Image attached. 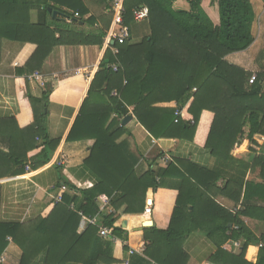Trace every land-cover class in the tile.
Returning <instances> with one entry per match:
<instances>
[{"label": "trees", "instance_id": "trees-1", "mask_svg": "<svg viewBox=\"0 0 264 264\" xmlns=\"http://www.w3.org/2000/svg\"><path fill=\"white\" fill-rule=\"evenodd\" d=\"M92 1L0 0V38L37 45L17 72H39L57 46L103 47L113 21L112 0ZM176 1L125 0L124 22L130 37L116 45L118 54H114L111 43L107 47L67 139L95 140L85 164L97 183L86 189L70 186L75 194H64L47 217L29 226L0 224V255L11 236L22 249L20 264H33L40 255H44L43 264H119L114 257V241L100 234L99 225L111 228L112 236L123 241L128 232L115 226V213L100 209L99 199L109 198L116 210L125 206L124 213H141L150 188L172 185L177 186L174 189L179 194L169 226L151 227L145 232V252L154 264H188L182 241L194 231L218 237V251L210 259L214 264H264V233L258 235L243 219L264 221V72L257 73L250 83L253 72L226 59L255 42L254 6L251 0H212L219 8L220 18L215 22L202 0H187L190 10L175 9ZM43 4L58 8L62 17L52 18ZM34 5L42 16L36 22L30 17ZM142 6L149 8L151 33L140 43H132L137 24L134 12ZM91 8L96 13L85 20ZM84 25L93 26L95 31H81L79 27ZM114 65H118L117 70ZM51 90V84H46L40 99L28 91L35 120L25 129L18 128L19 134L10 140L17 150L9 156L18 166L15 174L24 171L28 159L34 168L47 164L60 143V139L50 140L47 133L45 108ZM159 93L170 95L161 99L176 100L183 108L189 104L194 123L185 114L176 122L179 107H155L154 96ZM129 106L158 139L194 140L203 113L210 111L205 146L218 165L237 164L239 174L231 175L220 186L218 182L224 176L218 166L204 168L184 159L171 160L158 170L150 167L140 174L136 170L137 156L128 142L121 140L127 134L123 119L130 113ZM35 150L38 153L30 157ZM238 152L248 153L249 161L234 159L233 154ZM256 168L260 169L261 180L246 181L247 172ZM172 179L178 183L169 184ZM217 194L241 204V208L219 203ZM81 213L92 218L99 215L98 224H89L79 233ZM235 242L241 243L238 253L234 252ZM255 246L258 254L251 258L249 250Z\"/></svg>", "mask_w": 264, "mask_h": 264}, {"label": "crops", "instance_id": "crops-1", "mask_svg": "<svg viewBox=\"0 0 264 264\" xmlns=\"http://www.w3.org/2000/svg\"><path fill=\"white\" fill-rule=\"evenodd\" d=\"M26 1L33 3L48 1L52 3L54 0ZM79 1L93 2L92 0ZM251 1L256 14L253 25L255 42L247 50L230 54L226 59L246 70L264 72V0ZM202 6L215 22L219 21L217 2L202 0ZM42 8L47 9L52 18L62 17L58 8L45 4L42 5ZM49 8L57 11L56 16L53 15L52 11H49ZM174 8L190 10V4L187 0H177L174 3ZM95 13L94 8H91V11L84 16L85 20ZM77 14L78 12L76 18L79 17ZM40 16L39 8L34 5L30 11L32 21L36 22ZM66 21L71 23L72 20L67 18ZM257 21L259 26H257ZM137 22H139L138 25L133 28L132 43H140L151 33L148 19ZM79 28L81 31L90 33L95 31V28L90 25ZM106 38L103 47L99 45L57 46L47 58L42 69L39 72H34L43 75L45 86L38 80L29 78L34 73L19 74L17 72L18 68L25 66L29 61L36 51L37 45L0 38V224L29 226L33 221L47 217L51 213L58 203L56 197L59 194H75L76 190L70 186L86 189L97 183L95 174L85 164V160L91 154L95 140L68 141L67 139L83 102L88 96L89 88L108 47ZM114 54L116 53L114 52ZM48 83L51 84L52 90L48 105L45 108L47 133L50 140L60 139V143L53 150L51 159L47 164L34 168L31 160L28 159L24 171L15 174L14 171L18 169V166L9 159V156L17 150L15 146H12L10 140L19 134L18 128L25 129L34 123V110L28 97V91L40 99ZM167 96L170 95L159 93V96H154L155 107L173 109L179 107L182 115L185 114L191 121H194L188 112L189 104L183 108L176 100L161 99ZM128 108L132 119L125 124V118L123 119L127 134L122 136L121 140H126L137 156L136 170L140 174L147 172L150 167L153 170L164 168L167 163L161 160L163 155H169L171 160L184 159L204 168L210 169L218 166V171L224 176L218 182L220 186L231 175L239 174L240 168L237 167V164L229 163L226 165L224 162L222 165H218L215 157L205 146V139L212 118L210 111L206 110L203 113L194 140H177L155 138L137 120L133 106ZM245 131H248V127H245ZM241 147H243L242 144H239L240 149ZM35 153H38V150L31 152L29 156L31 157ZM233 155L236 160L249 161L250 159L249 154L244 152ZM259 171V168L248 171L245 177L246 181H260ZM177 183L178 180L176 179L169 180V184ZM168 187L172 188H159L157 190L150 188L146 195V208L141 213H124L125 206L116 210L111 206L109 198L99 199L100 208L102 204L105 205L106 202H109L106 211L117 215L115 226L128 232L127 240L123 241L117 238L114 241V257L119 261V264H154V261L145 252L147 245L145 232L151 227L165 229L169 226L179 191L174 189L177 186ZM217 201L231 209L241 208V204H236L224 195L217 194ZM262 204L264 205V203ZM243 219L255 233L258 235L264 233V221L250 217ZM87 226V223H82L78 232L82 233ZM7 240L9 245L0 255V264H20L21 247L14 242L11 236H8ZM216 241H218V237H211L206 232L194 231L188 234L182 241V247L189 256L188 264H214L210 259L218 251L219 246ZM234 245H236L234 252L238 253L241 243L235 242ZM257 254L258 247H251L249 256L255 258ZM43 256L40 255L33 264H43Z\"/></svg>", "mask_w": 264, "mask_h": 264}, {"label": "built area", "instance_id": "built-area-1", "mask_svg": "<svg viewBox=\"0 0 264 264\" xmlns=\"http://www.w3.org/2000/svg\"><path fill=\"white\" fill-rule=\"evenodd\" d=\"M111 4H112V10H113V21H112L111 29L109 30V33H108V37L106 38V45L109 46V44L111 43L114 52L116 54H118L120 52V50H119V47L116 45L125 43V41L130 37V30H129V27L126 26L125 22H124L125 0H112ZM134 16H135V19L137 21L147 19L149 17V8L146 6H142L140 9L135 10ZM113 68L115 70H117L118 65H114ZM29 78L31 80L36 79L39 82H41V84L43 86H45L44 77L42 74L34 73ZM255 79H256V75H254L250 79V82L253 83L255 81ZM114 94L116 95L117 92H115ZM175 115L177 117L176 122H178L180 119V116H182V112L179 109H177V111L175 112ZM192 123H194V121H192ZM161 160L165 163H168L171 161V158L169 155H163L161 157ZM63 189H65V188L63 187ZM62 199H63L62 194H59L56 197L57 202H61ZM108 205H109V202H106L105 205L104 204L101 205L100 209L104 210V209L108 208L107 207ZM81 215H82L81 224L85 222L89 225V224H98V222H99V215H97L93 218L92 217H86L82 213H81ZM99 226H100V234L102 236L109 238L113 241L116 240V238H114L112 236V229L111 228L106 227V226H102V225H99Z\"/></svg>", "mask_w": 264, "mask_h": 264}, {"label": "water", "instance_id": "water-1", "mask_svg": "<svg viewBox=\"0 0 264 264\" xmlns=\"http://www.w3.org/2000/svg\"><path fill=\"white\" fill-rule=\"evenodd\" d=\"M49 11H52V12H53V15L56 16L57 11H53L51 8H49ZM131 119H132V115H129V116L125 117V119H124V124H125L128 120H131Z\"/></svg>", "mask_w": 264, "mask_h": 264}, {"label": "rangeland", "instance_id": "rangeland-1", "mask_svg": "<svg viewBox=\"0 0 264 264\" xmlns=\"http://www.w3.org/2000/svg\"><path fill=\"white\" fill-rule=\"evenodd\" d=\"M257 20H258V19H257ZM261 22H262V20H261ZM136 23H137V24H136V26H137L139 22L136 21ZM141 23H143V22H141ZM257 26H259V22H258V21H257ZM257 73H259V72H257V71L253 72L252 77H253L254 75H256V77H257ZM249 82H250V81H249ZM250 83H251V82H250Z\"/></svg>", "mask_w": 264, "mask_h": 264}]
</instances>
